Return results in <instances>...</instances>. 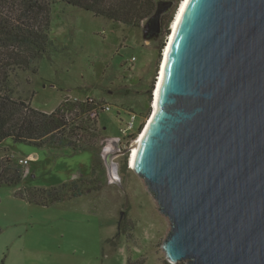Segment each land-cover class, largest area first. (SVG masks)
Segmentation results:
<instances>
[{"label": "water", "instance_id": "water-1", "mask_svg": "<svg viewBox=\"0 0 264 264\" xmlns=\"http://www.w3.org/2000/svg\"><path fill=\"white\" fill-rule=\"evenodd\" d=\"M171 36L133 168L167 219L161 251L264 264V0H187Z\"/></svg>", "mask_w": 264, "mask_h": 264}, {"label": "rangeland", "instance_id": "rangeland-1", "mask_svg": "<svg viewBox=\"0 0 264 264\" xmlns=\"http://www.w3.org/2000/svg\"><path fill=\"white\" fill-rule=\"evenodd\" d=\"M52 11L50 37L62 52L43 59L36 75L20 72L13 88L16 96L32 100V107L45 113L53 112L66 97L112 105L113 110L102 113L98 121V153L58 147L55 150L63 156H55L6 140L0 158L24 160L13 156L18 154L14 148L32 149L27 156L36 172L29 170L24 182L31 187L59 185L63 161L69 168L75 166L67 171L72 181L90 177L98 157L103 177L91 194L49 207L28 204L16 196L18 188L1 186L0 264H127L130 258L165 264L160 245L168 222L130 168V154L112 157L111 171L105 161L114 153L111 139L119 138L129 110L138 114L143 129L153 114L165 37L152 29L151 21L136 29L63 3Z\"/></svg>", "mask_w": 264, "mask_h": 264}, {"label": "trees", "instance_id": "trees-1", "mask_svg": "<svg viewBox=\"0 0 264 264\" xmlns=\"http://www.w3.org/2000/svg\"><path fill=\"white\" fill-rule=\"evenodd\" d=\"M182 0H0V148L6 140L36 148L64 147L98 153V121L92 114L104 112L102 103L64 98L58 108L45 113L32 107L31 101L16 96L13 80L20 72L38 73L39 63L60 53L50 37L53 7L67 4L91 12L117 24L136 29L151 21L165 41L160 59L171 35V24ZM35 94H33L34 97ZM32 97V98H33ZM151 110V108H149ZM149 110V113H150ZM135 111V110H134ZM100 118V116H99ZM143 130L140 126L139 132ZM127 169V162L125 164ZM103 163L93 159L90 177L79 178L51 187L24 185L26 168L10 155L0 158V187L18 188L16 196L31 205L49 207L67 199L95 191L103 177ZM127 264H146L129 259ZM165 264H170L165 261Z\"/></svg>", "mask_w": 264, "mask_h": 264}, {"label": "built area", "instance_id": "built-area-1", "mask_svg": "<svg viewBox=\"0 0 264 264\" xmlns=\"http://www.w3.org/2000/svg\"><path fill=\"white\" fill-rule=\"evenodd\" d=\"M101 109L104 111L103 113H105V112H111L113 110V107L112 105H105L102 106ZM99 116H100L99 111H95L91 117L92 119L98 121ZM138 120H139L138 114L133 110H129L127 112L126 121L124 122L122 127H120V134L118 139L119 142H121L122 148L126 152V155L128 154L127 156H129V154L132 155V148L136 143L139 142L140 138L142 137L143 131L145 129L144 127V129L141 132H139L140 125L138 124ZM20 163L24 166H27L29 164V161L20 160ZM129 166L131 168L130 162H129Z\"/></svg>", "mask_w": 264, "mask_h": 264}, {"label": "bare ground", "instance_id": "bare-ground-1", "mask_svg": "<svg viewBox=\"0 0 264 264\" xmlns=\"http://www.w3.org/2000/svg\"><path fill=\"white\" fill-rule=\"evenodd\" d=\"M186 3H187V0H182L181 5H180V9H178V11L175 15V18L171 24V32L176 30V27L178 25V22H179L180 17L183 13V10L185 8ZM171 37H173V36H171ZM171 37L168 39V43H170ZM166 46H167V44H166ZM168 49H169V46L166 47V49H164V55L163 56L165 58H166V55L168 53ZM163 56H162V62L160 64V73L158 74L156 88L154 89V91H155L154 97L155 98H154V103H153V109L157 108V98H158V93H159V89L161 86L164 67H165V59L163 60ZM142 138H143V134H142V137L140 138L139 142L136 143L135 146L132 148V155H130V164H131L132 169L135 167L136 157H137V153H138V146L140 145Z\"/></svg>", "mask_w": 264, "mask_h": 264}, {"label": "crops", "instance_id": "crops-1", "mask_svg": "<svg viewBox=\"0 0 264 264\" xmlns=\"http://www.w3.org/2000/svg\"><path fill=\"white\" fill-rule=\"evenodd\" d=\"M27 148V147H25ZM25 148H14V150L18 153V154H13V156L15 157H19L20 159H24V160H28L29 161V164L30 166H28L26 168V180L25 182L27 181L28 179V173H29V170L30 172L32 171V174L34 175V173L36 172L35 170V167H32L31 164L32 162L29 160V157L27 156L28 154V151H33L32 149H25ZM55 149H59L58 147H48V148H44V149H41V150H48V152H50V154H54L55 156H63L62 153H58L59 151L58 150H55ZM61 168L59 169V171L64 175V179H62L59 184H62L64 182H67V181H70L71 180V177H68V172L67 171H71L75 166L73 165L72 167H67L66 165L67 162H61ZM66 164V165H65ZM30 167V168H29Z\"/></svg>", "mask_w": 264, "mask_h": 264}, {"label": "flooded vegetation", "instance_id": "flooded-vegetation-1", "mask_svg": "<svg viewBox=\"0 0 264 264\" xmlns=\"http://www.w3.org/2000/svg\"><path fill=\"white\" fill-rule=\"evenodd\" d=\"M112 146L116 147V150L113 151L114 154L119 158H125L126 157V152L123 150L121 142H115V141H111Z\"/></svg>", "mask_w": 264, "mask_h": 264}, {"label": "clouds", "instance_id": "clouds-1", "mask_svg": "<svg viewBox=\"0 0 264 264\" xmlns=\"http://www.w3.org/2000/svg\"><path fill=\"white\" fill-rule=\"evenodd\" d=\"M170 38V37H169Z\"/></svg>", "mask_w": 264, "mask_h": 264}]
</instances>
